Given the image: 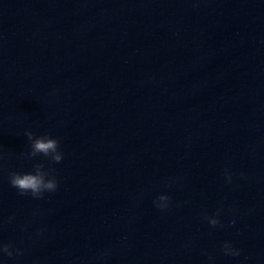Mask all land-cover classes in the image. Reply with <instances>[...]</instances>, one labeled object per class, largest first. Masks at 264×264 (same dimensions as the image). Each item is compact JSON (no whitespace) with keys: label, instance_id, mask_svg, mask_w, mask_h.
Here are the masks:
<instances>
[{"label":"clouds","instance_id":"1","mask_svg":"<svg viewBox=\"0 0 264 264\" xmlns=\"http://www.w3.org/2000/svg\"><path fill=\"white\" fill-rule=\"evenodd\" d=\"M55 92H53V95ZM24 135L30 143V150L27 152H21L20 157L33 161L38 156H43L50 164H59L64 158L63 151L60 147V141L51 137L48 134L36 136L31 130H25ZM0 159L3 156L0 155ZM54 168L46 167L43 162H35L32 164V170L30 172L10 171L8 173V181L11 187L15 188L20 196L31 195L33 199H44L45 193H53L59 187V180L57 179ZM243 177V174H240ZM224 177L226 182L231 183L233 173L228 169H224ZM154 206L161 210H167L172 205V198L167 194H160L153 200ZM222 208H218L212 215L204 214L205 219L211 227H223L221 222ZM33 212V215H36ZM15 219L14 215H10L6 222H0V226L3 223L11 224ZM235 224V220L229 222ZM44 229H39L37 235H43ZM226 256L238 257L241 255L240 249L234 248L231 242H224L220 249ZM23 255V251L19 248H15L11 243L0 242V259L7 257L12 259L17 256ZM213 257L208 256V260L211 261Z\"/></svg>","mask_w":264,"mask_h":264}]
</instances>
